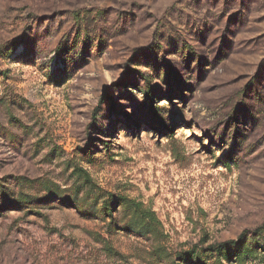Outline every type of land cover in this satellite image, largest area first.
<instances>
[{"label":"rangeland","instance_id":"1","mask_svg":"<svg viewBox=\"0 0 264 264\" xmlns=\"http://www.w3.org/2000/svg\"><path fill=\"white\" fill-rule=\"evenodd\" d=\"M0 185V264H264V0H0Z\"/></svg>","mask_w":264,"mask_h":264},{"label":"trees","instance_id":"2","mask_svg":"<svg viewBox=\"0 0 264 264\" xmlns=\"http://www.w3.org/2000/svg\"><path fill=\"white\" fill-rule=\"evenodd\" d=\"M5 185H0V191L3 193V190L5 189ZM5 194V193H4ZM6 195V194H5ZM5 195L3 196V198H5ZM48 199V197H44V200ZM35 201H39V200H43V198H37V199H34ZM5 202H1L0 201V213L5 210V207L7 206L6 204V201L11 204V205H21V206H25L26 208L29 207V205H32L34 203H36L35 201H20L19 199L18 200H7V197L6 199H4ZM118 201H115L113 199H110L106 202L105 205H103L102 209L99 211V214L104 217L106 216H109V217H113V212H114V209L116 205H118ZM124 206L128 209H130V206L128 204H124ZM89 211V210H88ZM151 217V216H150ZM151 219L154 221V223H156V219L155 217H151ZM145 219L143 220L142 219V222H144ZM147 226H149L148 224H146ZM122 229H130L131 226H123L121 227ZM264 234V233H262ZM262 234H257L256 237H260L262 236ZM255 237V238H256ZM239 242H237V245L239 246V248H242L245 246V241L243 240V237L240 238L238 240ZM256 242V241H255ZM263 242V246H264V239L262 240ZM257 244V242H256ZM233 245V242H226V243H217V244H212L210 247H207L206 249H204V251L202 253H199L196 260L198 261V264H213L211 260L209 259H218V262L221 264V259H220V256H229V250L230 248L232 247ZM259 245H251L249 246L248 248H250V251L252 254H255V252H257L258 248H262V247H258ZM259 249V250H260ZM259 252V251H258ZM195 254V253H194ZM242 258V257H241ZM220 259V260H219Z\"/></svg>","mask_w":264,"mask_h":264}]
</instances>
